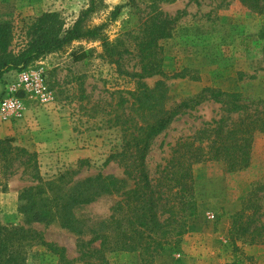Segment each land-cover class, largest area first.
<instances>
[{
  "label": "rangeland",
  "instance_id": "374dc122",
  "mask_svg": "<svg viewBox=\"0 0 264 264\" xmlns=\"http://www.w3.org/2000/svg\"><path fill=\"white\" fill-rule=\"evenodd\" d=\"M125 1L94 0L93 12L85 21L90 27L103 24L109 40L119 38L116 46L122 54L109 57L100 41L79 39L45 55L27 68L42 72L50 101L43 103L20 92L25 103L23 117L3 120L11 126L12 132L5 136L12 137L13 144L37 153L45 178L69 170L76 171L67 178L70 186L99 173L126 179L117 162L105 163L121 136L118 128L111 127L113 104L120 95L129 99L138 80L133 76L139 66L130 35L119 29L126 9L116 19L111 16ZM90 5L91 0H0V21L12 25L11 48L16 52L32 37L30 27L41 14L56 13V21L67 29ZM159 6L175 21L171 35L158 44L161 68L165 76L183 77L156 75L142 82L153 88L157 81H164L167 106L193 97L205 86L264 99V13L249 9L240 0H172ZM19 72L8 77V82L16 81ZM5 80L2 77V83ZM224 115L221 104L208 100L174 120L152 143L146 160L150 176H157L156 165L179 139ZM253 142L249 169L228 173L221 162L194 164L197 211L188 219L180 243L164 246L154 264H225L233 259L241 264H264L261 245L234 240L230 233L251 180L264 174V132H256ZM83 159L86 163L78 166ZM22 170L1 179L0 222L33 227L47 241L65 247L68 258H77V244L102 229L120 197L105 193L74 206L68 226L60 217L26 224L18 211V196L32 182ZM261 211L264 221V204ZM105 257L108 264H140L138 253L112 252ZM27 264H57V258L35 247Z\"/></svg>",
  "mask_w": 264,
  "mask_h": 264
},
{
  "label": "trees",
  "instance_id": "16d2710c",
  "mask_svg": "<svg viewBox=\"0 0 264 264\" xmlns=\"http://www.w3.org/2000/svg\"><path fill=\"white\" fill-rule=\"evenodd\" d=\"M171 1L126 0L111 14L116 19L120 10L126 9L119 29L130 35L139 66L133 73L138 80L130 98L117 96L113 104L111 127L118 128L121 136L105 162L115 161L122 166L126 179L99 173L70 186L67 178L76 171L69 170L45 178L39 171L36 152L13 144L10 136L0 137V183L19 168L31 178L32 185L24 187L18 196V211L26 224L60 217L68 226L74 206L90 203L105 193L120 197L102 229L77 244V258H68L65 247L47 241L33 227L0 222V264H27L35 247L55 256L57 264L77 261L108 264L105 255L112 252L138 253L140 264H154L155 256L164 246L180 243L188 219L197 211L194 164L221 162L228 173L250 168L254 135L264 132V99L252 100L239 93L205 86L193 97L167 106L164 81H157L153 88L142 82L156 75L183 77L165 76L159 60V41L171 35L175 24L159 4ZM240 1L253 11L264 13V0ZM93 9L91 0V5L67 29L56 21V13L41 14L30 27L32 37L16 52L11 48L12 25L0 21V81L5 73L27 69L45 55L79 39L100 41L109 57L122 54L116 46L120 39L109 40L103 33V24L85 25ZM208 100L221 104L225 115L179 139L171 146L169 155L156 165L157 176L152 178L146 160L154 139L179 116ZM85 163L84 159L79 160L78 166ZM263 192L264 174H257L240 211L233 217L230 233L234 240L264 248ZM225 264L241 263L233 259Z\"/></svg>",
  "mask_w": 264,
  "mask_h": 264
},
{
  "label": "built area",
  "instance_id": "2783aa9c",
  "mask_svg": "<svg viewBox=\"0 0 264 264\" xmlns=\"http://www.w3.org/2000/svg\"><path fill=\"white\" fill-rule=\"evenodd\" d=\"M25 92L30 98L43 103L51 99L48 86L39 69L27 68L20 71L17 80L7 82L0 94V116L2 120L20 119L25 111L24 99L19 95Z\"/></svg>",
  "mask_w": 264,
  "mask_h": 264
},
{
  "label": "crops",
  "instance_id": "0c3cea01",
  "mask_svg": "<svg viewBox=\"0 0 264 264\" xmlns=\"http://www.w3.org/2000/svg\"><path fill=\"white\" fill-rule=\"evenodd\" d=\"M15 75H16V74H15V70L9 71V72H7V73H5V74L3 75V79H6V80H5L6 82H5V83H2V81H0V94H1V92L3 91L5 84H6L8 81H10V80L8 79V77L10 78L11 76H15ZM11 79H12V78H11ZM10 127H11V126H9V125L7 124V122H4V121L1 119V116H0V137H3V136H5L6 134L12 132L11 129H10Z\"/></svg>",
  "mask_w": 264,
  "mask_h": 264
}]
</instances>
